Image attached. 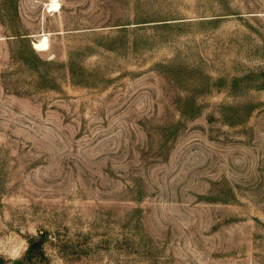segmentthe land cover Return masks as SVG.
Returning a JSON list of instances; mask_svg holds the SVG:
<instances>
[{
    "label": "rangeland",
    "instance_id": "rangeland-1",
    "mask_svg": "<svg viewBox=\"0 0 264 264\" xmlns=\"http://www.w3.org/2000/svg\"><path fill=\"white\" fill-rule=\"evenodd\" d=\"M0 264H264V0H0Z\"/></svg>",
    "mask_w": 264,
    "mask_h": 264
},
{
    "label": "built area",
    "instance_id": "built-area-1",
    "mask_svg": "<svg viewBox=\"0 0 264 264\" xmlns=\"http://www.w3.org/2000/svg\"><path fill=\"white\" fill-rule=\"evenodd\" d=\"M59 9H60V4L54 2L49 3L47 7L48 12H57L59 11Z\"/></svg>",
    "mask_w": 264,
    "mask_h": 264
}]
</instances>
